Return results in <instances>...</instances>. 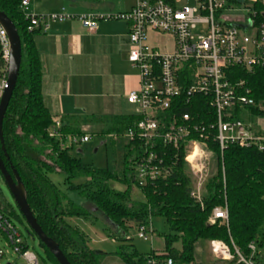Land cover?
Masks as SVG:
<instances>
[{
	"label": "trees",
	"instance_id": "trees-1",
	"mask_svg": "<svg viewBox=\"0 0 264 264\" xmlns=\"http://www.w3.org/2000/svg\"><path fill=\"white\" fill-rule=\"evenodd\" d=\"M23 1L0 0V10L15 23L22 42L20 74L3 124L9 158L2 149L0 155L10 172V165L17 170L38 224L59 244L69 262L100 264V257L108 253L90 249L80 232L66 223L67 216L95 219L103 216L110 227L123 231L129 224L149 227L152 216L164 217L171 233L165 236V250L162 252L140 254L127 243L128 237H118L125 243L112 254L126 264H167L169 259L173 264H191L198 256H203L200 249L197 254L198 243L215 240L225 242L233 252L235 246L246 259L262 262L258 247H264V141L262 148L255 144L249 147L228 144L222 152L220 144L210 140L207 145L214 152L216 171L205 184L202 202L191 195L193 178L184 160V144L179 148L169 147L166 159L170 162L171 175L140 187L145 200H134L132 187L138 184L131 176V163L135 155L140 154L138 144H126L123 167L119 172L84 163L80 157L71 154L70 146L65 147L49 136L48 130L54 125L55 118L46 107L41 92L42 66L34 39L39 30H29L30 21L26 18ZM2 64L3 47L0 43V67ZM235 70L232 81L246 80L256 103L240 109L236 118L251 125L248 114L264 119V68H256L252 73ZM191 101L192 104L185 106L183 111L192 112L198 121L207 119L206 116L213 119L214 116L209 115L208 97L196 95ZM139 119L135 114L98 118L106 128L103 134L113 132L119 136L134 127ZM250 128L256 135L264 137V130ZM65 131L71 135L82 134L67 124ZM174 157H177V163L172 166ZM56 170L66 174L69 188L83 197L82 203L72 201L60 191L50 176ZM80 178L85 181L74 183ZM111 180L124 182L127 189H113ZM225 205L228 208L227 222L217 220L210 223L214 209ZM252 242L256 245L253 256L249 248ZM46 252L54 264H59L48 249ZM236 260L237 257L224 262L233 264ZM200 262L204 264V261Z\"/></svg>",
	"mask_w": 264,
	"mask_h": 264
},
{
	"label": "built area",
	"instance_id": "built-area-1",
	"mask_svg": "<svg viewBox=\"0 0 264 264\" xmlns=\"http://www.w3.org/2000/svg\"><path fill=\"white\" fill-rule=\"evenodd\" d=\"M28 2L24 0L22 6ZM179 2L136 0L129 12L116 15H76L62 9L50 14L26 13V18L30 21V31L46 30L48 20L77 18L90 32L98 29L102 19L121 18L130 23L129 61L138 70L140 86L129 93L127 100L135 106L140 119L123 135L113 134L114 139L122 138L139 145L140 154L131 163V176L139 187L170 176L172 169L166 159V149L184 144V160L194 181L191 195L202 202L214 161V152L207 145L210 140L220 144L222 152L228 144L244 147L255 144L262 148L264 137L256 135L250 128L252 125L236 118L240 109L256 105L251 89L246 86V80L232 81V78L235 69L252 73L256 68H264V0H197L195 5L178 7ZM231 9L248 10V17L234 19L226 13ZM149 32L172 36L174 50L163 52L150 45ZM0 43L7 67L9 41L1 26ZM2 74L0 98L6 87L7 68ZM196 95L208 97L212 120L206 116L207 119L198 121L192 112L183 111ZM65 126L63 118H56L48 130L49 136L71 148L89 141V134H67ZM172 163V166L177 163V157ZM217 220L227 222V205L214 209L210 223ZM139 230V237L148 239L146 232L150 228L141 225ZM0 232L25 264H39L37 256L27 248L22 235L2 212ZM210 244L212 253L221 261H233L237 257L233 264H255L235 246L233 252L223 241ZM249 248L252 256L256 254L254 242ZM6 252L0 248V262ZM167 264H173L172 260Z\"/></svg>",
	"mask_w": 264,
	"mask_h": 264
},
{
	"label": "crops",
	"instance_id": "crops-1",
	"mask_svg": "<svg viewBox=\"0 0 264 264\" xmlns=\"http://www.w3.org/2000/svg\"><path fill=\"white\" fill-rule=\"evenodd\" d=\"M28 1L24 7L27 14H50L65 9L76 15L126 13L136 3V0ZM196 1L180 0L177 6L195 5ZM47 23V29L36 32L34 39L42 66L41 92L51 115L89 135L92 124L103 125L98 118L136 115L131 109L135 106L127 100L129 93L140 86L139 73L129 61L130 23L121 18L102 19L94 32L85 29L77 18ZM159 37L167 42L157 41ZM148 42L163 52L175 48L170 35L149 32Z\"/></svg>",
	"mask_w": 264,
	"mask_h": 264
},
{
	"label": "rangeland",
	"instance_id": "rangeland-1",
	"mask_svg": "<svg viewBox=\"0 0 264 264\" xmlns=\"http://www.w3.org/2000/svg\"><path fill=\"white\" fill-rule=\"evenodd\" d=\"M226 13L234 19L238 17H248V10L231 9L226 11ZM157 41L167 42L166 38L162 37H159ZM0 68L1 73L6 72L7 67L4 60ZM136 71L138 70L136 69ZM131 109L133 113L136 111L135 107H132ZM130 110L129 112H131ZM247 116V119L250 120L251 125L255 130H264V119L250 116V114ZM90 129L91 131H89V141L80 145L75 144L73 148H71V154L75 157H80L84 163L94 164L97 168H109L110 170L120 172L123 167L122 162L124 154L127 150V140L122 138L114 139V135L112 134L113 132H111V134H107L106 132L103 134L102 131L106 129L103 127V125L92 124ZM214 171H216L215 161H213L211 165V176L213 175ZM50 176L65 196L76 203H81L83 201V197H81L76 190L69 188V183L65 180L66 174L64 172L56 170L51 173ZM84 179L80 178L74 180V183H78V181L84 182ZM110 186L117 191H124L127 189V184L119 180H111ZM131 194L132 198L136 201L143 202L145 200L140 187L137 185H133ZM0 212H2L5 217L8 218L17 228L19 233L22 235L27 248L37 256L39 264H54L49 259L46 249L35 237L31 228L24 220L12 194L1 177ZM65 221L67 224L80 232L90 249L100 250L108 253V255H102L100 257V264H126L120 259L119 256L112 254L117 252L119 247L125 243L119 241L118 237H128L130 240L127 241V243L133 245V247L140 254L145 255L153 251H164L166 244L165 236L171 233L169 224L167 223L166 219L161 216H152L150 219V230L146 232L148 239L139 237L140 230L138 226L129 224L126 231L117 229L115 227L112 228L109 226L108 221L103 216L97 219L84 216H67ZM114 233L116 236H114ZM197 247V254L199 253L200 249L203 256H198L197 261L192 262L191 264H201L200 261H204V264H228L214 256L211 251V244L209 242L200 241ZM0 248L5 252L7 251L6 257L1 260L0 264H25L23 258L17 254L14 247L8 243L6 237L1 232ZM258 252V257L261 254L260 257L264 263V247H258ZM254 262L255 264H262V262H259V260H254Z\"/></svg>",
	"mask_w": 264,
	"mask_h": 264
},
{
	"label": "water",
	"instance_id": "water-1",
	"mask_svg": "<svg viewBox=\"0 0 264 264\" xmlns=\"http://www.w3.org/2000/svg\"><path fill=\"white\" fill-rule=\"evenodd\" d=\"M234 25L245 28V25ZM0 26L5 30L9 41V60L7 64L6 87L0 98V149L3 150L5 157L8 159L9 157L4 143L3 124L20 74L22 64V42L15 23L4 11L1 10ZM10 170L11 172L7 169L0 155V174L12 194L21 215L31 228L35 237L44 247H46V249L50 251L59 264H71L60 249L59 244L54 239L49 237L38 224L28 203L27 189L22 182L21 177L13 165H10Z\"/></svg>",
	"mask_w": 264,
	"mask_h": 264
},
{
	"label": "flooded vegetation",
	"instance_id": "flooded-vegetation-1",
	"mask_svg": "<svg viewBox=\"0 0 264 264\" xmlns=\"http://www.w3.org/2000/svg\"><path fill=\"white\" fill-rule=\"evenodd\" d=\"M0 177L3 179V177L1 176V174H0Z\"/></svg>",
	"mask_w": 264,
	"mask_h": 264
}]
</instances>
